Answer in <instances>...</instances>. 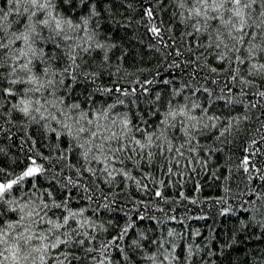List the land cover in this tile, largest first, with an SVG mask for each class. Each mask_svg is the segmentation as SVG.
Segmentation results:
<instances>
[{"label": "trees", "instance_id": "obj_1", "mask_svg": "<svg viewBox=\"0 0 264 264\" xmlns=\"http://www.w3.org/2000/svg\"><path fill=\"white\" fill-rule=\"evenodd\" d=\"M93 6L95 15L92 14ZM0 7L7 10V0H0ZM148 9L153 11L151 18L145 14ZM59 10L76 21L88 18V33H77L81 37L93 35L90 52L82 53L88 61L83 71L95 72L102 65V75L94 81L91 77L85 80L83 75L77 81L65 78L57 95H62L68 103L80 102L87 108L85 101L91 94L97 102L95 106L99 107L104 102L113 103L118 94L101 95L96 91L98 87L119 85L129 92L135 88V96L119 97L125 105H118L117 111L128 113L134 123L140 116L153 122L156 117L151 113L160 107L159 103H153L156 93L160 92L167 101L173 88L187 84L189 87L176 99L182 102L184 96H192L197 88H207L211 96L201 91L192 98L209 107V114L221 119L216 128L206 130L193 141L194 153L185 147L179 166L171 165L177 175H165L169 165L165 163L160 169L159 158L154 168H145L152 177L141 179L142 184L148 185V190L144 191L138 189L134 181H125L123 177L117 176L106 183V174L98 171L93 176L84 171L85 167L100 169L103 165L95 161L86 164L81 150L73 146L75 141L55 120L41 119L35 112L29 117L18 112L9 115V109L19 97L17 100L0 98V169L3 170L0 179L22 174L33 159L45 169L43 174L24 181L13 196L38 202V198L46 196L44 189L52 191L58 199L70 193V207L85 208V216L92 217L97 224L103 223L107 229L93 233L97 237L94 241L97 247L118 235L127 224H133L124 240L118 241L129 256L127 264H152L147 256L157 253L158 245L152 244L153 240L165 242L169 250L173 244L177 246L181 260L173 264H181V261L183 264H264V227L260 226L264 224V215L255 212L253 205L247 203L257 201L253 189L264 194L261 188L264 182L259 180V173H245L242 166L243 158L249 156L264 172V140L261 139L264 137V97L257 95L264 91V81L249 76L247 78L253 83L243 86L239 79L232 81L226 71L213 73L210 67L217 66V61L211 55L208 56L209 66H205L203 59L186 66L189 38L185 37L182 42L184 25L179 22L180 10L173 0H85V3L72 0ZM174 12L177 13L175 18ZM16 18L15 14L9 17L10 20ZM153 26L161 29L160 35L150 31ZM97 43L102 44L103 49L96 48ZM177 51L182 55L177 56ZM191 58L196 60V56ZM174 61L180 67L172 66ZM53 63L58 65L57 71L62 69L63 65ZM244 75L247 76L246 69ZM164 80L172 83L164 85ZM145 87L147 93L143 92ZM252 104L257 106L252 107ZM49 111L55 112L54 109ZM229 120L232 121L230 131L220 136ZM175 143L178 146L181 141ZM245 148L249 151L245 152ZM167 155L175 156V153ZM128 166L131 167V163ZM132 174L141 177L136 169ZM69 179L76 182L75 186L68 184ZM161 180L165 182L162 191L166 201L158 200L153 194L155 188L161 187ZM33 181L37 182L39 190L32 188ZM62 184L67 187L62 188ZM259 204L257 201L256 206ZM225 209L229 211L221 215ZM140 216L145 218L140 220ZM170 230L174 232L173 237H168ZM133 240L140 246H133ZM189 245L193 249L191 261L184 260ZM110 251L125 264L117 249ZM160 259L158 255L157 264Z\"/></svg>", "mask_w": 264, "mask_h": 264}, {"label": "snow or ice", "instance_id": "obj_2", "mask_svg": "<svg viewBox=\"0 0 264 264\" xmlns=\"http://www.w3.org/2000/svg\"><path fill=\"white\" fill-rule=\"evenodd\" d=\"M71 3L72 0H59V3L58 0H7V10L0 7V98L11 97L17 100L19 97L9 109V115L18 112L29 117L35 112L40 114L41 119L55 120L75 141L73 146L81 150L86 164L95 161L103 165L100 169L85 167L84 171L93 176L98 171L106 174V183L120 176L125 181H134L138 189L147 191L148 185L142 184L141 179L151 178L152 173L144 169L154 168L159 158L160 169H163L165 163L169 165L165 175H177L171 165L179 166L186 146L187 151L194 153L196 148L192 146L193 141L206 130L216 128L221 117L209 114V107L192 98L201 91L211 96L207 88H197L192 96H184L182 102L178 101L176 98L182 95L184 88L189 87L187 84L182 88H173L167 101L160 92L156 93L153 103H159L160 107L151 113L156 117L153 122L140 116L134 123L128 113L117 111L118 105H125V101L119 97L135 96V88L129 92L119 85L98 87L96 91L101 95L118 94L113 103L104 102L99 107L95 106L97 102L91 94L85 101L87 108L82 107L80 102L68 103L62 95H57L66 77L77 81L83 75L85 80L91 77L94 81L102 75V65L95 72L83 71L88 61L82 53L90 52L93 35H77L81 31L88 33V18L76 21L59 10L64 4ZM81 3H85V0H81ZM173 3L180 10L179 22L184 25L182 42L185 37L189 38L186 66L201 59L205 66H209L208 56L211 55L217 61V66L210 67L213 73L226 71L232 81L239 79L243 86L253 83L247 78L249 76L260 77L264 81V0H173ZM94 8L93 15L96 14ZM13 14L17 18L10 20ZM145 14L151 18L153 11L148 9ZM176 15L174 12L173 18ZM189 28L191 31H188ZM150 31L158 36L161 29L153 26ZM103 47L102 44H96V48ZM176 55L182 53L177 51ZM192 56H196L195 61ZM54 61L63 65L62 69L57 71L58 65ZM172 66L180 67L175 61ZM244 69L247 70V76L244 75ZM57 76L60 79H56ZM145 83L151 84L152 81ZM163 83L168 85L172 81L164 80ZM143 92L147 93L148 88H143ZM257 95L264 97V91ZM231 127L232 121L229 120L220 136L229 132ZM261 139L264 140V137ZM177 140L181 141L178 146L175 143ZM244 151L248 152L249 149L245 148ZM173 152L175 156L167 155ZM116 164L121 167H115ZM242 166L245 173H259V180L264 182V172L249 156L243 158ZM133 169L140 171V178L132 174ZM44 171V167L33 159L31 166L22 174L15 178L0 179V264H72L73 261L77 264H121L120 259L113 257L110 251L112 248L118 250L127 264L129 256L118 241L124 240L133 224H127L118 235L101 242L97 247L94 244L97 237L93 233L107 229L103 223L97 224L92 217L85 216V208L70 207V193L58 199L52 191L44 189L46 196L42 195L38 202L13 196L14 192L21 189L24 181ZM159 183L161 187L153 190L154 197L166 201L162 191L165 182L161 180ZM68 184L75 186L76 182L69 179ZM61 187L67 185L62 184ZM32 188L39 190L37 182H32ZM261 188L264 190V184ZM252 191L256 193L260 204L257 207V201L247 203L253 205L255 212L264 215V194L257 193L255 189ZM32 195L35 196V192ZM180 195L183 197L184 194ZM87 199L91 200V197ZM228 211L225 209L221 215ZM144 218L139 217L140 220ZM260 226L264 227V224ZM173 235L174 232L170 230L168 237ZM141 238H144L143 234ZM151 243L158 245L157 253L147 256L152 264H157L158 255L161 257L159 264H173L181 260L175 244L169 250L165 242L153 240ZM132 245L140 246L137 240H133ZM192 257L193 249L189 245L184 260L191 261Z\"/></svg>", "mask_w": 264, "mask_h": 264}]
</instances>
